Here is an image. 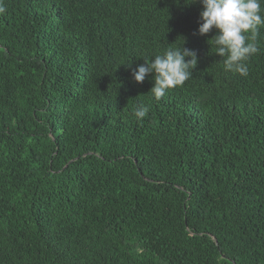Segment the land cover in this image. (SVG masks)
<instances>
[{"label":"trees","instance_id":"1","mask_svg":"<svg viewBox=\"0 0 264 264\" xmlns=\"http://www.w3.org/2000/svg\"><path fill=\"white\" fill-rule=\"evenodd\" d=\"M2 4L0 264H264V28L244 76L199 0ZM183 39L156 101L132 71Z\"/></svg>","mask_w":264,"mask_h":264},{"label":"clouds","instance_id":"2","mask_svg":"<svg viewBox=\"0 0 264 264\" xmlns=\"http://www.w3.org/2000/svg\"><path fill=\"white\" fill-rule=\"evenodd\" d=\"M196 2L186 0L188 4ZM199 3L202 11L198 34L206 36L215 31L207 43L214 48L213 53L223 58L224 70L246 76V62L260 51L256 41L264 28V0H199ZM4 11L0 0V14ZM184 44L183 39L181 46L169 47L162 55L144 59L145 63L132 71L137 83H143L152 74L154 83L150 93L156 101L169 90L183 86L193 76L198 63L197 52ZM148 112V106H138L134 115L141 120Z\"/></svg>","mask_w":264,"mask_h":264}]
</instances>
